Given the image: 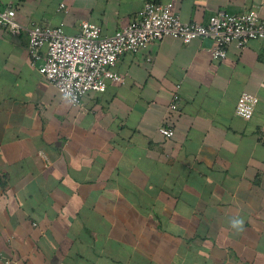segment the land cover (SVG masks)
Returning <instances> with one entry per match:
<instances>
[{
    "label": "crops",
    "instance_id": "0c3cea01",
    "mask_svg": "<svg viewBox=\"0 0 264 264\" xmlns=\"http://www.w3.org/2000/svg\"><path fill=\"white\" fill-rule=\"evenodd\" d=\"M145 1L0 0V11L111 34ZM260 1L172 10L205 22ZM212 43L164 37L124 53V81L75 107L30 63L26 31L0 26V252L12 264H264V41L230 43L220 60ZM242 92L259 98L248 119L235 113Z\"/></svg>",
    "mask_w": 264,
    "mask_h": 264
},
{
    "label": "built area",
    "instance_id": "2783aa9c",
    "mask_svg": "<svg viewBox=\"0 0 264 264\" xmlns=\"http://www.w3.org/2000/svg\"><path fill=\"white\" fill-rule=\"evenodd\" d=\"M173 1H145L126 25L111 34H103L99 24L87 20L72 34L64 31L63 23L44 25L31 21L24 26L15 19L11 6L0 11V26L13 34L26 31L30 63L75 107L81 106L86 92H102L109 81L123 82V76L115 70L120 56L135 53L152 41L173 37L189 42L207 37L213 42L209 48L213 60L224 58L230 43L244 47L251 39L264 41V18L260 16L264 0L241 13L219 8L205 22L182 21L172 10ZM63 6L59 4V8ZM258 99L253 93L242 92L236 100L235 113L250 118ZM178 100L176 89L169 107L176 109ZM159 131L166 137L174 135L168 126H160ZM0 262L14 261L0 252Z\"/></svg>",
    "mask_w": 264,
    "mask_h": 264
},
{
    "label": "clouds",
    "instance_id": "9594fccd",
    "mask_svg": "<svg viewBox=\"0 0 264 264\" xmlns=\"http://www.w3.org/2000/svg\"><path fill=\"white\" fill-rule=\"evenodd\" d=\"M242 224H243V221L240 220V219H234V220L232 221V225H233V227H242Z\"/></svg>",
    "mask_w": 264,
    "mask_h": 264
}]
</instances>
